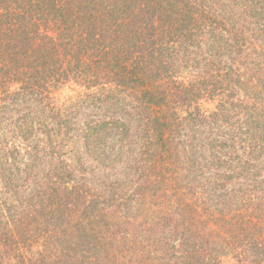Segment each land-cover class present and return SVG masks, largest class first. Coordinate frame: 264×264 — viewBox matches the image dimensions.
I'll return each mask as SVG.
<instances>
[{
	"label": "trees",
	"instance_id": "16d2710c",
	"mask_svg": "<svg viewBox=\"0 0 264 264\" xmlns=\"http://www.w3.org/2000/svg\"><path fill=\"white\" fill-rule=\"evenodd\" d=\"M0 264H264V0H0Z\"/></svg>",
	"mask_w": 264,
	"mask_h": 264
}]
</instances>
